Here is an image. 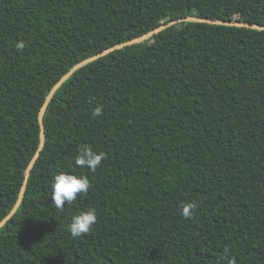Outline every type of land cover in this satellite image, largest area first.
Returning a JSON list of instances; mask_svg holds the SVG:
<instances>
[{
  "label": "trees",
  "instance_id": "obj_1",
  "mask_svg": "<svg viewBox=\"0 0 264 264\" xmlns=\"http://www.w3.org/2000/svg\"><path fill=\"white\" fill-rule=\"evenodd\" d=\"M188 16L264 26V0H0V222L56 82ZM43 127L0 264H264V30L180 22L111 52L59 87ZM84 146L106 154L94 173L74 163ZM59 172L91 185L62 210L49 200ZM89 208L97 222L73 239Z\"/></svg>",
  "mask_w": 264,
  "mask_h": 264
},
{
  "label": "clouds",
  "instance_id": "obj_2",
  "mask_svg": "<svg viewBox=\"0 0 264 264\" xmlns=\"http://www.w3.org/2000/svg\"><path fill=\"white\" fill-rule=\"evenodd\" d=\"M15 48L17 51H21L25 48V43L23 41L17 42ZM101 114L100 107L95 108L92 112L94 117ZM105 158L106 154L104 152L97 153L91 147L84 146L79 149L74 163L77 167H86L89 172L94 173ZM90 187V181L86 175L77 176L69 172H59L51 182L49 200L57 209L62 210L66 204L74 202L78 195L86 194ZM197 206L195 201L183 203L181 205V215L185 219H190ZM97 219V212L94 208L81 211L72 218V222L68 225V232L73 239L79 238L90 232Z\"/></svg>",
  "mask_w": 264,
  "mask_h": 264
},
{
  "label": "water",
  "instance_id": "obj_3",
  "mask_svg": "<svg viewBox=\"0 0 264 264\" xmlns=\"http://www.w3.org/2000/svg\"><path fill=\"white\" fill-rule=\"evenodd\" d=\"M180 22H193V23H206V24H213V25H222V26H234V27H239V28H247V29H253V30H258V31H262L264 30V26H260L257 24H249V23H243V22H225V21H221V20H211V19H203V18H195V17H185V18H180V19H175V20H171L166 24H162L159 27L155 28L154 30L140 36L137 37L135 39H131L129 41L123 42L121 44L115 45L111 48H108L106 50H104L103 52L94 55L78 64H76L75 66H73L64 76H62L58 82H56V84L52 87V89L50 90L49 94L46 96L45 101L43 103V105L41 106V109L39 111L38 114V122H39V127H40V134H39V146L37 148L36 153L34 154V156L32 157L31 161L29 162L28 166L25 169V173H24V179H23V183L17 198V201L14 205V207L12 208V210L9 212V214L0 222V228H2L6 222L8 220H10L14 214L16 213L17 209L19 208V206L21 205L22 199L24 197V193L26 190V186L28 183V178L30 175V172L37 160V158L40 155V151L43 149L44 147V127H43V117L44 114L46 112V109L48 107V104L50 102V100L52 99V97L54 96L55 92L59 89V87L78 69H80L81 67L85 66L86 64L93 62L103 56L108 55L111 52H114L116 50H120L123 49L124 47L127 46H131L134 44H139L144 42L145 40H148L150 38H152L155 34L161 32L162 30L169 28L175 24H178Z\"/></svg>",
  "mask_w": 264,
  "mask_h": 264
}]
</instances>
